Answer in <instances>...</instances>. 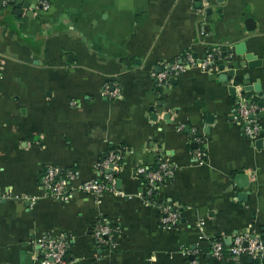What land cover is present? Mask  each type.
Instances as JSON below:
<instances>
[{
    "label": "crops",
    "instance_id": "crops-1",
    "mask_svg": "<svg viewBox=\"0 0 264 264\" xmlns=\"http://www.w3.org/2000/svg\"><path fill=\"white\" fill-rule=\"evenodd\" d=\"M46 1L0 0V264H22L21 251L24 264H37L33 242L47 232L70 237V264H216L213 240L264 236V118L258 148L243 135L233 112L239 98L229 93L249 75L243 83L259 81L263 96L252 97L264 101V0ZM239 43L256 56L255 68L239 65ZM215 48L235 55L233 79H219L228 70H218L219 60L156 83L164 63ZM106 84L116 97L103 93ZM196 136L202 162L192 157ZM112 145L129 149L118 175L123 194L76 191L64 202L42 195L46 165L90 179ZM158 156L175 170L153 200L180 211L174 227L161 225L140 195L136 167ZM239 173L247 187H236ZM98 216L116 229L111 251L91 236Z\"/></svg>",
    "mask_w": 264,
    "mask_h": 264
},
{
    "label": "built area",
    "instance_id": "built-area-1",
    "mask_svg": "<svg viewBox=\"0 0 264 264\" xmlns=\"http://www.w3.org/2000/svg\"><path fill=\"white\" fill-rule=\"evenodd\" d=\"M44 8L48 7L46 0H41ZM201 33L204 32L201 27ZM225 53V55H224ZM231 55L221 48L208 50L207 53L198 58L188 50L180 60H173L164 63L163 69L157 74V84L162 85L169 78L178 76L187 69L197 67L202 71H209L214 68L218 61L226 62ZM103 93L110 97H116L119 93L115 86L104 85ZM238 96V103L233 108L235 117L242 125V132L245 138L252 144L262 136V120L264 118V101L259 106L258 102L250 98ZM196 147L192 151V157L197 162H202L206 157L204 142L200 137H194ZM129 151L126 146H118L108 149L104 155L95 162L93 170L95 176L90 179L80 180V172L75 167H62L58 165H46L40 176L39 187L42 195L57 201L69 200L76 191L98 198L102 193L123 194L117 186V179L121 171L124 156ZM158 166L152 170L145 164L136 167L138 175L143 174L146 179L143 190L140 193L146 204H154L159 213L160 224L165 227H174L180 222L181 213L166 202L155 203L151 198L152 191L163 185V181L172 178L174 166L162 156H158ZM144 182V181H143ZM2 196H0L1 200ZM32 197L31 200H34ZM202 224V222H201ZM91 236L98 245L105 246V251H111L116 246L114 229L104 216H98L91 228ZM71 239L65 233H44L33 242L35 247L34 260L37 264H70L67 252ZM246 243V245H244ZM188 252V250H186ZM210 254L218 261L228 258L231 262H237L242 256L252 259L264 258V241L247 232L235 234L230 246L227 248L220 240H213L210 244ZM188 264H195V260Z\"/></svg>",
    "mask_w": 264,
    "mask_h": 264
},
{
    "label": "water",
    "instance_id": "water-1",
    "mask_svg": "<svg viewBox=\"0 0 264 264\" xmlns=\"http://www.w3.org/2000/svg\"><path fill=\"white\" fill-rule=\"evenodd\" d=\"M210 12V11H209ZM235 55H241L243 57L242 61L239 62V65L241 67H245L247 66L250 69H253L256 67L257 65V59L256 56L251 53V52H247L246 51V47L244 45V43H239L238 46H236V50H235ZM235 55H231V57L228 58V60H226V62H220L217 65L218 70H224L225 67L228 68L226 73H221L219 76V79L222 81H227L229 79H233L235 76V69L233 67L234 65V58ZM196 56V55H195ZM239 82V86L237 85H231L229 87V93L232 96H236V95H242L244 98H250L253 99V92H256L257 96H263V91L261 89L260 86V82L259 81H255L253 83H243L249 80V75H243L241 76ZM177 79L175 78H169V82H173L175 83ZM156 83H157V79H156ZM238 90V91H237ZM238 103V101L236 102ZM159 105H161V103H159ZM258 105L262 106L263 105V101L259 100L258 101ZM263 143V139H258L255 141V145L256 147L260 148L262 146ZM193 147H195V143H192ZM249 177L246 173H239L235 176V184L236 187L238 188H244L247 187L249 185ZM120 185V180L117 179V186ZM254 235H252L253 237ZM224 242L226 244V247L228 248L231 244V237H226L224 239ZM244 245H246V243H244ZM25 256H26V252L25 251H21L20 253V262L22 264H24L25 262ZM190 259H194L193 256H189ZM216 264H219L218 260H215ZM72 264H79L78 261H74ZM220 264H225L223 261L220 262Z\"/></svg>",
    "mask_w": 264,
    "mask_h": 264
},
{
    "label": "trees",
    "instance_id": "trees-1",
    "mask_svg": "<svg viewBox=\"0 0 264 264\" xmlns=\"http://www.w3.org/2000/svg\"><path fill=\"white\" fill-rule=\"evenodd\" d=\"M224 55H225V53H224ZM160 89V88H159ZM252 100H255V99H252ZM256 101V100H255ZM118 146H122V145H118ZM117 145H112L109 149H111V148H115V147H118ZM104 155V154H103ZM102 155V156H103ZM101 156V157H102ZM100 157V158H101ZM157 166H158V160H157V162L155 163V164H153L152 166H149V168L150 169H152V170H154V169H156L157 168ZM141 178H142V180L144 181V183H146V179H145V177L143 176V174H140L139 175ZM166 181H168V179L166 180ZM165 180L163 181V184H165V182H166ZM156 191L157 190H155V191H152V193H151V198L152 199H154V196H155V194H156ZM108 221H109V223H110V225H111V227L114 229V237H116V229H115V227H114V224L113 223H111L110 222V220L106 217V216H104ZM96 219H98V218H96ZM94 223H95V221H94ZM260 238L264 241V236H260ZM96 242V241H95ZM97 243V242H96ZM98 244V243H97ZM100 246V245H99ZM102 251H105V246H103V245H101L100 247H99ZM231 263V262H230Z\"/></svg>",
    "mask_w": 264,
    "mask_h": 264
}]
</instances>
